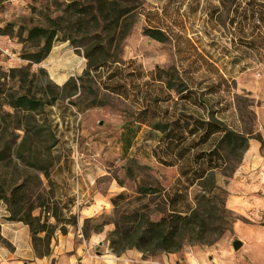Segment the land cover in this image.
Instances as JSON below:
<instances>
[{"label":"rangeland","instance_id":"rangeland-1","mask_svg":"<svg viewBox=\"0 0 264 264\" xmlns=\"http://www.w3.org/2000/svg\"><path fill=\"white\" fill-rule=\"evenodd\" d=\"M62 1L0 0V28L13 26L8 39L0 36V194L7 196L14 186L27 181L21 201H0V204L9 216L17 219H26L30 214V227L36 236L50 239L56 230L52 217H57L61 204L74 201L67 194L73 185L61 177L63 173L67 172L70 178L71 174L75 176L71 167H79L83 176L85 173L92 178L89 189L101 194L114 181L116 186L124 187V199L82 225L84 236L106 229L108 248L109 235L116 226L123 231L137 225L140 214L150 221L167 214L162 190L167 191L173 184L175 171L147 157L152 156L154 149L146 140L149 138L146 126L159 121L166 108L169 115L178 111L205 120L211 118L230 129L251 133L253 111L260 105V99L250 98L236 89L232 78L241 72L242 66L237 64L233 68L230 62L231 58L245 60L255 67L251 71L253 78L259 79L264 77V67H257L254 61L263 64L264 52L235 46L226 50L223 42L218 43L215 38L224 39L233 29L234 39L243 32L260 42L258 34L264 31V23L259 21L257 26L255 20L246 18L248 3L244 0H139L143 11L136 16L130 35L119 44L118 63L112 64L113 68L100 69L95 80L75 81L78 86L75 94L67 96L69 88L63 89L64 84L80 77L85 68L79 75L72 72V77L62 86H56L49 81L43 62L30 64L21 58L24 29L45 25L47 17L58 16L53 4ZM144 26L165 30L168 41L160 44L143 36ZM71 48L86 64L81 48ZM29 51L25 47L24 52ZM11 70H18L25 77L21 84L17 77H11ZM161 74L164 78L160 79ZM165 74L173 77L175 85L185 87L183 94L191 96V101L177 100L173 90L167 94ZM111 75L114 77L109 79ZM46 86L51 91L42 94ZM26 91L36 99L49 100L51 96L57 99L37 112L8 106L11 97ZM167 96L169 103L163 104ZM153 116L157 121L152 120ZM135 121L144 123L146 128L139 127L142 129L138 140L133 143L132 151H128ZM62 156L66 160L60 165ZM226 158L227 166L221 175L237 161L231 156ZM72 159L78 162L68 163ZM210 182L204 188H210ZM139 188H151L158 193L140 196L136 193ZM199 192L197 186L188 192L187 199L194 205L193 198ZM218 196L221 202L216 204L214 217L219 219L206 220L207 232L201 238L202 242H213L211 245H187L174 253L136 250L140 256L135 261L129 260V264L147 260L150 264H251L230 246L233 240L230 224L235 218L224 208V195ZM92 201L89 194L81 204ZM108 251L116 257L109 248ZM162 255L167 257L166 262L161 261Z\"/></svg>","mask_w":264,"mask_h":264},{"label":"trees","instance_id":"trees-1","mask_svg":"<svg viewBox=\"0 0 264 264\" xmlns=\"http://www.w3.org/2000/svg\"><path fill=\"white\" fill-rule=\"evenodd\" d=\"M244 1L248 3L246 18L255 20L257 26L259 21L264 23V0ZM53 5L58 16L47 17L45 25L24 29L26 34L21 40L24 45L21 58L30 64H38L46 59L56 43L67 42L71 47L81 48L82 57L86 61L85 70L76 80L70 79L63 86V89L69 88L67 96H71L77 90L76 82L82 83L85 78L95 80L98 78L96 75L100 69L112 67V64L118 63L119 44L130 35L136 24V16L143 11V3L139 0H63L59 4L54 2ZM12 31L13 26L8 24L5 28H0V36L8 38L12 35ZM241 34L248 37V40L243 39ZM142 35L160 44L168 41V33L158 28L144 26ZM258 35L260 42L251 35L241 32L236 34L233 43H236L235 47L245 51L255 50L254 52L262 53L264 52V31L259 32ZM18 36L21 37V34ZM25 47H28L30 51L24 52ZM229 54L230 52L227 53ZM236 60L237 58H231L230 64L233 66L238 64ZM10 73L12 78H18L19 84L25 78L18 74V70H11ZM165 75L167 76L165 89L173 90L177 100L191 101V96L183 94L185 87L181 84L175 85L173 77L169 74ZM113 77L111 75L109 79ZM158 78H164L163 74ZM47 91H51L48 86L41 93L47 94ZM56 99V96H51L49 100L36 99L26 91L11 97L7 104L14 110L37 112L43 106L51 105ZM166 100H169V96ZM199 105H202L201 102ZM155 119L156 117L153 116L152 120ZM137 123L138 128L140 125H145L142 122ZM152 127L159 133L158 144L152 156L164 167H176L178 178L167 191L162 190V196L167 204L165 216L157 221H150L144 214H140L139 221L134 227L121 231L116 226L110 233L108 248L116 256L132 249L151 253L156 251L174 253L187 245H211L213 242H202L201 238L207 232L206 220L215 218L216 204L221 202L218 195H224L214 182H210L214 179L212 171L222 169L226 163V156L240 158L246 146L244 135L229 130L219 120L211 118L205 120L179 113L169 122L161 124L158 121ZM126 148H129V144ZM43 174L47 177V173L43 172ZM26 182L23 180L14 186L7 196L0 194V201L10 203L21 201L22 193L27 186ZM208 182L211 186L206 189L204 187ZM196 186L200 192L193 198L194 205L193 201H189L187 197L189 190ZM136 193L147 196L155 195L158 191L151 188H139ZM123 199L124 193L117 194L110 200V204L116 207ZM29 215L26 219H17L10 215L9 219L27 225L34 250L38 255L46 256L49 253L50 239L36 236L35 231L30 227ZM41 247H44V250H40Z\"/></svg>","mask_w":264,"mask_h":264},{"label":"crops","instance_id":"crops-1","mask_svg":"<svg viewBox=\"0 0 264 264\" xmlns=\"http://www.w3.org/2000/svg\"><path fill=\"white\" fill-rule=\"evenodd\" d=\"M177 18H179L178 13ZM162 19L164 18L162 17ZM229 31L224 39L215 38L218 43L223 42L226 50L231 46H236V43H233V29ZM242 38L248 40V37L243 36ZM73 51L74 49L67 42L56 43L46 59L42 61L46 67L48 79L54 85L62 86L72 77V72L79 75L85 68V64ZM229 56L231 55L229 54ZM236 61L239 66H242L241 72H236V76L232 78L236 89L241 93H247L250 98L260 99V105L256 106L253 111L251 133L230 129L226 126L229 130L244 135L246 146L241 157L236 159L237 161L224 175L220 173L225 169L227 163L222 169L212 171V175L215 180L214 185L224 192L225 210L235 218L230 224V230L233 240H238L241 243L236 253L241 258H247L251 264H264V77L253 78L251 71L255 67L246 64L242 59ZM254 62L258 64L257 67H264V63L261 64L258 60ZM231 67H237V64L231 65ZM169 93L167 91L168 95H170ZM168 103L169 100H166L163 104ZM167 109L161 113L159 119L161 124L169 122L179 113L184 114L176 111L169 115ZM135 125L132 129L128 151H132L133 143L138 140V134L142 129L137 127L138 123ZM152 125L154 124L147 125V128L143 125L140 126L146 130L149 128V138L146 140L154 149L158 144L159 133L153 129ZM147 157L156 162L153 156ZM65 160L66 158L62 156L59 161L60 165ZM76 162L78 160L72 159L68 163L75 164ZM161 167L173 169L175 171L174 180L178 178L176 167L162 165ZM71 169L75 170V176L71 174L69 178V174L65 172L61 177L73 185L70 191L67 190V194L74 198V201L72 200L69 204H61L57 217H52L56 230L50 238L49 253L46 256H40L34 250L29 227L20 221L10 220L5 206L0 204V264H129V260L135 261L139 258L140 253L136 250H127L120 257L112 256L105 244L106 229L97 233H89L86 236L82 233L83 222L93 219L101 213H106L111 206L110 200L115 195L123 193L124 187L116 186L114 181H110L105 193H98L97 190L89 189L91 177V179L88 178L85 173L83 176L77 166L71 167ZM89 194L92 195L93 201L88 205H82L83 198L88 199ZM37 237L40 238V236ZM160 259L166 262L167 257L162 255ZM149 261H141V264H150Z\"/></svg>","mask_w":264,"mask_h":264},{"label":"water","instance_id":"water-1","mask_svg":"<svg viewBox=\"0 0 264 264\" xmlns=\"http://www.w3.org/2000/svg\"><path fill=\"white\" fill-rule=\"evenodd\" d=\"M241 246V243L238 240H233L231 243V248L234 252H236Z\"/></svg>","mask_w":264,"mask_h":264},{"label":"built area","instance_id":"built-area-1","mask_svg":"<svg viewBox=\"0 0 264 264\" xmlns=\"http://www.w3.org/2000/svg\"><path fill=\"white\" fill-rule=\"evenodd\" d=\"M6 2H14V1H18V0H5ZM5 39H8L7 37H4Z\"/></svg>","mask_w":264,"mask_h":264}]
</instances>
